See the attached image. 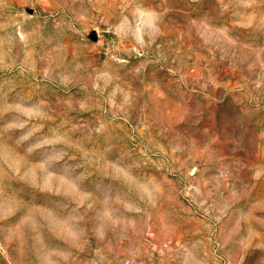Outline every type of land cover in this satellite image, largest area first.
<instances>
[{
  "label": "rangeland",
  "instance_id": "rangeland-1",
  "mask_svg": "<svg viewBox=\"0 0 264 264\" xmlns=\"http://www.w3.org/2000/svg\"><path fill=\"white\" fill-rule=\"evenodd\" d=\"M0 264H264V0H0Z\"/></svg>",
  "mask_w": 264,
  "mask_h": 264
}]
</instances>
